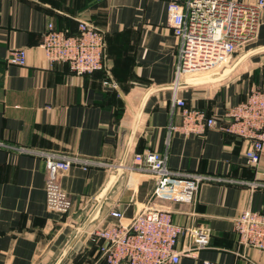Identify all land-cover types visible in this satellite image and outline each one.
Masks as SVG:
<instances>
[{
    "label": "crops",
    "instance_id": "crops-1",
    "mask_svg": "<svg viewBox=\"0 0 264 264\" xmlns=\"http://www.w3.org/2000/svg\"><path fill=\"white\" fill-rule=\"evenodd\" d=\"M170 1L0 0V264H106L91 232L120 223L113 210L125 223L151 207L171 210L177 225L211 230L209 247L179 264H264L263 253L239 244L234 228L246 209L264 214V188L242 183L264 182V152L257 166L249 165V141L219 128L229 108L264 88V12L257 37L228 65L178 79ZM80 21L106 39L104 69L83 77L67 63H49L40 48L50 23L78 34ZM21 48L27 64H8ZM178 82L187 85L177 88ZM174 97L217 126L169 135L171 125L183 124ZM18 147L117 167L73 165L62 174L73 202L62 215L47 208L45 161ZM148 151L166 157L171 170L221 181L201 184L192 205L157 199L156 179L129 169L136 153ZM187 238L178 249L190 244Z\"/></svg>",
    "mask_w": 264,
    "mask_h": 264
},
{
    "label": "built area",
    "instance_id": "built-area-1",
    "mask_svg": "<svg viewBox=\"0 0 264 264\" xmlns=\"http://www.w3.org/2000/svg\"><path fill=\"white\" fill-rule=\"evenodd\" d=\"M263 12L264 0H171L168 16L174 35L180 41L177 78L228 65L239 48L257 37ZM40 48L49 63H67L79 77L104 69L105 35L86 21L79 22L78 34L57 30L50 23ZM7 62L25 66L27 51L22 48L11 51ZM110 85L115 86V83ZM172 105L180 110L183 124L171 125L169 135L179 131L202 134L217 126L214 117H206L203 111L188 107L182 98L174 97ZM225 118L227 122L219 128L249 141L246 158L249 165L257 166L264 152V88L252 90L244 101L228 109ZM14 149L45 161L47 208L62 215L68 214L73 207L71 197L61 187L62 174L73 165H80L85 170L91 166L117 167L112 163L54 151ZM129 169L156 179L155 198L191 205L195 203L201 184L221 181L211 175L171 170L166 157L151 151L136 153ZM242 183L252 189L264 188V182ZM110 215L120 223L95 228L90 235L106 264H179L183 257H195L210 244L208 227L177 225L169 209L144 208L125 223L120 211L113 210ZM234 228L241 246L264 255L263 213L250 209L242 211L235 219ZM181 237H188L191 242L180 250Z\"/></svg>",
    "mask_w": 264,
    "mask_h": 264
},
{
    "label": "water",
    "instance_id": "water-1",
    "mask_svg": "<svg viewBox=\"0 0 264 264\" xmlns=\"http://www.w3.org/2000/svg\"><path fill=\"white\" fill-rule=\"evenodd\" d=\"M186 85H187V83L183 84V83H179V82L176 84L177 88H180L181 86H186ZM123 164H125V163H123ZM124 166H125V165H124ZM124 166L122 165V166L120 167V169L122 170Z\"/></svg>",
    "mask_w": 264,
    "mask_h": 264
},
{
    "label": "trees",
    "instance_id": "trees-1",
    "mask_svg": "<svg viewBox=\"0 0 264 264\" xmlns=\"http://www.w3.org/2000/svg\"><path fill=\"white\" fill-rule=\"evenodd\" d=\"M95 249L97 250V248L95 247Z\"/></svg>",
    "mask_w": 264,
    "mask_h": 264
}]
</instances>
